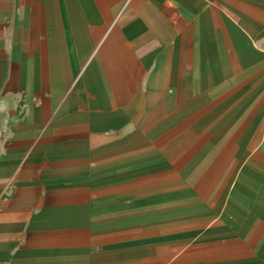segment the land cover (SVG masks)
Returning <instances> with one entry per match:
<instances>
[{
	"label": "crops",
	"instance_id": "0c3cea01",
	"mask_svg": "<svg viewBox=\"0 0 264 264\" xmlns=\"http://www.w3.org/2000/svg\"><path fill=\"white\" fill-rule=\"evenodd\" d=\"M0 264H264V0H0Z\"/></svg>",
	"mask_w": 264,
	"mask_h": 264
}]
</instances>
